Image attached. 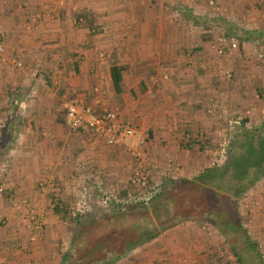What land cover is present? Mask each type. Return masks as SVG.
<instances>
[{
    "label": "crops",
    "instance_id": "1",
    "mask_svg": "<svg viewBox=\"0 0 264 264\" xmlns=\"http://www.w3.org/2000/svg\"><path fill=\"white\" fill-rule=\"evenodd\" d=\"M66 1L62 14L59 15V10L58 14L53 13L54 15L49 17L47 14L54 9H52L54 0H0V26L5 34L4 42L8 57L20 60L26 68L35 71L42 67L53 69L52 67L61 65L64 67L63 70H69L71 75L68 80L66 78L60 81L62 92L75 93L76 86L79 87L78 92L81 94L78 96L63 94L61 106L65 100L77 101L92 105L100 113L112 109L110 106L118 102L120 122L136 127V133L121 144L108 145L92 132L71 129L64 120L65 128L57 118L60 110L58 98L47 95L50 92L49 86L41 81H34L35 79L28 77L29 74L24 71L14 76L15 70L20 71L22 67L0 64V93H3L6 87L12 86L11 89L18 94L17 97L11 98L13 115L16 114L15 109H19L17 114L21 115L23 127L34 118L36 126L40 123L36 128L25 127L18 138V145L12 141L15 137H11V132L8 133L7 130L0 132V151L13 150L9 148L13 144L16 145V150L22 153L19 154V158L22 159L19 168L14 167L18 169L19 174L14 179L15 183H11L21 196L32 197L41 178L60 174L62 185L66 186V189L69 188L68 195L65 192L61 193L63 186L58 189L61 197L76 196L77 199L80 191L72 187L76 181L71 177L75 176L72 175L76 174L74 170L77 171L78 166L95 170L99 178L98 189L101 191L105 182L113 181V178L120 176L116 172L117 168H121L127 159H132L126 154V147L140 153L144 160L154 154H169L172 158L175 155L177 158L184 155L185 148L181 144L185 140V135L188 136L192 132L202 137L203 130L207 131L211 126L218 124L211 122L210 117H204L202 112L203 105L209 103L208 93L212 87L214 88L211 89V93L216 97L215 107L218 110L215 119L221 118V121L227 118L234 119L231 130L239 129L238 124L246 118L252 121L251 118L256 117L257 119L253 118L256 125L261 122L259 120L264 119L262 114L264 100L256 98L258 91L255 85L256 83L263 88L264 94L262 72L264 65L260 67L261 73L256 75L252 73L256 66L251 64L253 50L256 52V49L262 48L261 51H264V18L261 17L264 5L261 10L259 9L260 12L256 9L264 0L221 1L222 4L228 3L226 8L231 14L240 6L246 8L248 14L244 16L238 14L237 22L234 21L236 18L232 20L233 18L221 15L212 18L215 22H222L228 26L225 31L229 33L227 35L229 40L240 41L239 49L220 57L224 59L216 60L218 77L213 78L215 79L212 82L213 86H210L208 80H203L205 72L203 67L206 66L192 62L187 56V62L179 57L191 47V43L189 31L174 24L175 15L165 13V4L171 0L166 3L161 1L158 5L147 0H120L119 6L117 0H84L76 9L70 5L71 0ZM181 6L191 8L190 4L187 6L179 3V7ZM80 12H86L85 22L92 26L91 29L100 30L92 39L88 37L89 41H85V36L79 33V30L85 31L84 29L74 27L78 19H74L73 15ZM207 15L209 14H204V17L200 14L193 16H196L195 22H200L208 19ZM56 16L58 17L55 18ZM184 16L180 18L182 21H194L191 20V15L187 16L188 18ZM60 23H63L65 28L62 32H59L57 27ZM74 30L78 31L77 35ZM96 36L98 39L103 38V41H97ZM90 41L93 47L98 44L105 51H108L105 48L108 45L117 48L120 59L118 65L126 68L120 93L112 86L110 67L113 63L107 64L98 58L95 52L97 46L95 50L90 49L93 48L91 45L86 47L85 44ZM73 44H77L75 49L72 47ZM74 52L80 54L73 56ZM189 62L191 64L187 66ZM33 81L39 88L38 93L31 97L28 94V86L33 84ZM85 91L86 93H83ZM2 97L5 99L4 95ZM258 108L261 111L258 112ZM245 109L248 110L246 114L248 116L244 114ZM62 112L65 119L63 109ZM33 113L36 114L34 118ZM45 120H48L47 124H44ZM228 129L221 126L223 132ZM184 164L188 165L185 162ZM34 169L42 173L41 176L35 177L36 180L34 176L27 174ZM257 182L264 183V176ZM83 188L85 190L86 186L83 185ZM253 198L256 201L253 202L254 216L251 221L254 225L257 224L255 229L262 226L261 230L264 231V188L250 194L249 200ZM202 229L203 227H196L194 224L168 226L155 238L133 247L118 260L111 259L107 263L211 264L215 262L212 259L214 253L219 252L217 248L219 240L208 239L210 237L203 234L202 243L197 232ZM45 235L47 238L41 242L42 244H47L54 236L48 217ZM37 255L40 258L41 252L34 249L31 256ZM20 259L21 257L17 260L14 257L8 260L10 264H31L30 259L26 263Z\"/></svg>",
    "mask_w": 264,
    "mask_h": 264
},
{
    "label": "rangeland",
    "instance_id": "2",
    "mask_svg": "<svg viewBox=\"0 0 264 264\" xmlns=\"http://www.w3.org/2000/svg\"><path fill=\"white\" fill-rule=\"evenodd\" d=\"M71 1L70 5H73L76 9L84 0ZM147 1L154 4L157 3L158 5L161 1H165L166 3L170 0ZM221 1L223 0H171V2L166 3L168 5L165 4L164 7L165 13L172 16L175 15V25L187 30V32L189 31L188 34L191 47L184 52V55L182 54L179 56L180 59L187 62V57H189L192 62H197L200 66H206V68L203 67V71L205 70L203 80H208L210 86H213L212 82L215 80L213 78L218 77L215 68L216 60L224 59L220 57L226 55V53L219 55L215 46L218 43V38L227 34L225 29L228 27L225 23L215 22V19L212 18L221 15L223 17L233 18L232 20L236 18L234 21L237 22L239 21V19H237L239 18L238 14L242 16L248 14L246 13V8L243 6H240L231 14L229 9L226 8L228 3L222 4ZM246 1L247 0H244L243 2ZM66 3V0H54L52 7V9H54L47 15L52 17L59 10V15L62 14V10ZM179 3L187 6L190 4L191 8L189 9L192 10L193 15L200 14L204 17V14H209L207 15L209 16L207 17L209 20L203 19L196 23L190 20L182 21L183 19L181 20L180 18H182V15H185L189 9L183 6L179 7ZM119 4L120 0H117V6H119ZM262 6L263 3L262 5L260 3L259 8L257 6L256 9L260 12ZM118 8L116 9L117 12L119 11ZM85 14L86 12H80L72 15L74 19H78L74 27H76V29H84L85 31L79 30V33L85 36V41H89L87 38L90 37L92 39L93 35H98V33H100V30L98 28L94 30L91 29L92 26H89V24L85 22ZM262 14L264 15V12ZM262 14L261 17L264 18ZM57 17L58 16L55 18ZM63 25V23L57 25L59 32L65 29ZM260 25L262 26V23ZM74 31L77 35L78 31ZM96 38L97 41H103V38L98 39V36H96ZM91 42L92 41L86 43V47L92 46ZM237 42L239 43L240 41ZM76 46L77 44H73V49H75ZM96 46L98 48L95 50ZM105 48H107L108 51H105L104 48L95 44V46L90 49L95 50L98 58L102 59L105 63H115L118 65L120 59L117 48L110 45ZM261 50L262 48L256 49V52L253 50L251 64L256 66V68L252 73L256 75L261 73L260 67L264 65V59L259 56V53L262 52ZM74 53L73 56H78L80 54ZM9 59L11 61H20L14 58ZM190 64L189 62L187 66ZM23 65L24 63H22L21 66L23 68H21L22 70H15L14 76L24 71L29 74L28 77L34 78V81H41L44 85L49 86L48 91L50 92L47 95L53 96L52 98H58L57 102L60 110L57 113V118L66 128L64 114L61 109L62 96L63 94L67 96H71L72 94L73 96H78V94H80L78 92L79 87L76 86L75 93L62 92L63 89H60V81L66 78L68 80L71 76L69 70H63L64 67L56 65V67H52L53 69L50 67L41 68L40 66L39 68L41 69L35 71ZM46 65H48V63H46ZM125 69L126 68H123V72ZM262 72L264 73V70ZM230 79L232 80L233 76ZM34 81L33 84L29 83L30 86H28V94L31 95V97L34 96L33 94L38 93L37 90L39 88ZM11 88L12 86L6 87L5 91L0 93V132L6 130L8 133L11 132V137H15L12 141L17 144L18 138L21 137L20 133L23 132L25 127L31 126L36 128L39 127L40 123H37L36 126V119L34 118L36 114L33 113L32 118L34 119L26 122L23 127V120H20L21 115L17 114L19 113V109H15L14 112L16 114H14L15 116L13 115L11 111L14 107L12 106L13 103L11 98L17 97L18 94ZM95 88L96 86H94V90ZM211 89L208 93L209 98L207 99L209 103L203 105L202 112L204 117H210L211 119H207H210L211 122H218V124L211 126L207 131L203 130L202 137L200 135H194L192 132L188 136L185 135V137L192 136L198 143L192 149L184 147V155H180L178 158L175 157L176 155L173 157V160L182 169V173L176 176V179H171L168 177L169 175H165V170L163 169L164 155H149V157L147 156L144 160L140 153L126 147V154H129L132 159H127L124 161L125 164L122 163L121 168H117L116 172L119 173L120 176L113 178V181L105 182L101 187V191L98 189L100 186L98 181L99 178L96 176L95 170L92 168L84 169L82 166H78L77 171L76 169L74 170L76 174L72 175L75 176L71 177V179H75L76 181L72 184V187L78 188L80 191L77 199L76 196L73 198H70V196H68V198L61 197L58 189H61V186H63L61 193L65 192V194H67L69 188L66 189V186L62 185L60 174L56 176H54L55 174L51 175L49 178L40 177L41 179L37 182L36 191L33 196L27 197L18 194L17 188L11 184L12 182L15 183L14 179L19 174L18 169L14 167L19 168L22 161V159L19 158V154L22 153L16 150V145L13 144L9 147L10 149L13 148V150L0 151V264H10L8 259H13L14 257L16 260L21 257L20 260L24 263L29 262L30 259L31 264H110L107 262L115 258L114 249L119 248H116L119 243L118 240L111 242L112 244L109 242V240H112L113 234L118 235L116 238H119L121 243L122 241H126L122 246L125 247L128 243L137 240L138 237L144 238L151 234V232L163 231L168 226H185L186 224H194L196 227H203L202 230L197 231L199 237H201L202 243L204 242L203 234L210 237L208 239L215 238L219 240V244L217 245L219 252L214 253L215 258L213 257L212 259L215 260V262L211 264H239L232 249L237 251L241 262L240 264H264V231L261 230V225L258 229L254 228L257 224L254 225L251 220L254 216L253 202L256 200L254 198L249 200L250 194H253L256 190L262 191L264 183L257 181L252 183L249 182L250 179L245 182L246 187H249L248 191L243 197L239 198L237 202L231 203V206H237L240 223H242L241 227L244 231L241 229L231 230L222 223V221H225V218H227L224 205L227 206L229 203L223 204L222 201H220L222 198V200L228 198L229 195L226 193L217 197L218 195L214 193V191H216L215 184L217 181L213 180L209 173L203 174L206 170L222 166L227 161L231 142L238 138L244 131L243 126L240 127L241 124H238L239 129L236 131L231 130L234 121L232 118L223 119V121H221V118L215 119L217 116L216 112H218L217 107H215V103L217 102L215 101L216 97L214 93H211ZM23 92H21V94H25ZM83 93H86V91ZM257 93L258 95L256 94V98L264 100V94L260 95L259 92ZM2 95L5 96V99H3ZM110 108L117 110L119 114L118 102H116L114 106H110ZM259 111H261V109L258 108V112ZM247 112L248 110L245 109V116H248L246 115ZM262 114L264 118V113ZM253 118L257 119L256 117L251 118L252 121L248 122L246 125L248 129L256 126V120ZM203 120H205V118ZM263 120L259 121L262 122ZM47 123L48 120H45L44 124ZM219 126L220 128H218ZM221 126L229 128L228 131H221ZM134 128L136 129V127ZM179 153L182 154V152ZM185 154H188V156H185ZM184 162L188 163V165H185ZM137 168H145L157 181L159 186L158 193L150 200L144 199L139 192L132 194L131 198L129 197V188H131L130 179ZM27 174L31 177L34 176L35 180L36 176L42 175L38 169H34ZM114 175L116 176L115 171ZM227 178L228 177L225 176V179ZM262 178L263 177L259 179L261 180ZM194 182L199 185L192 184ZM203 183L208 186L205 191H203ZM83 185L86 186L85 190ZM200 185L202 187H200ZM89 189L91 190L89 191ZM225 189V191L228 192L231 187ZM82 191L83 194H81ZM124 191H126L127 195H122ZM109 192L118 194L121 196V199H126V204L121 205L119 203L106 202L105 199L109 195ZM138 200L143 201L140 202ZM130 204H139V206H136L135 209H128V206H131ZM217 204H219L218 206L223 205V207L219 209L215 207L216 211L211 212V218H207L206 214L210 212L209 208L213 205L217 206ZM56 207L59 208V212L55 211ZM47 217L51 222V231L54 235L48 242L51 245L48 243H41L47 238L45 235ZM127 240L129 241L127 242ZM220 241L222 243H220ZM15 243L17 245H15ZM251 243L254 244L255 247H251ZM110 248L112 250H110ZM34 249H38V251L41 252L40 258H38V255L34 257L31 256ZM12 254H16V256L13 257Z\"/></svg>",
    "mask_w": 264,
    "mask_h": 264
},
{
    "label": "trees",
    "instance_id": "3",
    "mask_svg": "<svg viewBox=\"0 0 264 264\" xmlns=\"http://www.w3.org/2000/svg\"><path fill=\"white\" fill-rule=\"evenodd\" d=\"M191 15V20H194L195 17L193 16L192 11H187L185 13V18H188L187 16ZM229 33H227L225 36L227 37ZM110 73H111V79L114 86V89L117 93H120L122 91V81H123V67L113 64L110 67ZM257 91L260 95L263 94L262 88L257 86L258 84H255ZM250 122V118H246L242 120L241 126H243L244 131L236 138L233 142H231L230 150L228 153L227 161L222 165L214 168H210L206 170L203 174L209 173L213 180H216L217 183L215 184V190L214 193H216L219 197L222 194L228 193L229 197L220 201H222L223 204H227L225 207V213L226 217L225 221H222L223 224L226 225L231 230H243L241 227L242 223H240V216L238 214L237 206H231V203L237 202V200L248 191L249 187H246L247 180L250 179L249 182H256L259 178L264 176V120L259 124L256 125L254 128L248 129L246 127L247 123ZM185 142L181 144L185 148H194L195 145H197L198 141L196 139H193L192 136L185 137ZM236 142V143H235ZM227 171V172H226ZM230 174V175H228ZM225 176L228 178L225 179ZM192 184H197L196 182ZM200 187H202L200 185ZM199 187V188H200ZM206 184L203 183V191L207 189ZM231 187V189L227 192L225 191V188ZM213 191V190H212ZM220 193V194H219ZM126 193L123 192L122 195H125ZM127 195V194H126ZM131 206H128V209H135L136 206H139V204H130ZM219 204L213 205L209 208V213L206 214L207 218H211V212L216 211V209H219L222 206H218ZM132 207V208H129ZM216 207V209H215ZM55 211L59 212V208L56 207ZM167 228V227H166ZM246 232V230H245ZM160 232H151V234L145 236L144 238L138 237L137 240H134L131 243H128L127 246L122 247L126 241H122L118 237V235H112V240L109 242H114L118 240V246L119 248L114 249L115 250V258L113 260H118L119 258L123 257L130 249L133 247L143 243L144 241L151 240L155 238ZM107 237V236H106ZM125 238V237H124ZM129 239V238H127ZM129 240H127L128 242ZM109 243V244H110ZM112 244V243H111ZM251 247H255L254 244L251 243ZM122 247V248H121ZM108 248V247H107ZM110 250H112L110 248ZM234 255L237 257V261L240 262L239 255L235 249H232ZM67 256V255H66ZM67 259V258H66Z\"/></svg>",
    "mask_w": 264,
    "mask_h": 264
},
{
    "label": "built area",
    "instance_id": "4",
    "mask_svg": "<svg viewBox=\"0 0 264 264\" xmlns=\"http://www.w3.org/2000/svg\"><path fill=\"white\" fill-rule=\"evenodd\" d=\"M4 37L5 34L0 26V64H12L20 68L22 66L21 61H11L9 59ZM215 47L218 54L223 55L239 49V43L236 40L229 41L226 36H221L218 38V43ZM259 56L264 59V51L260 52ZM62 109L65 112V121L71 129L92 132L108 145L121 144L123 140L132 138L136 133V129L133 126L120 122L118 111L114 109H106L99 113L92 105L70 100H65L62 103ZM163 160L165 175H169L168 177L171 179H176V176L182 173L180 166L176 164L169 154H165ZM130 187V198L132 194L139 192L147 200L153 198L158 193L159 188L157 181L145 168H137L134 171L130 179ZM105 200L109 203L126 204V199H121V196L113 192H109ZM142 201L140 200V202Z\"/></svg>",
    "mask_w": 264,
    "mask_h": 264
}]
</instances>
